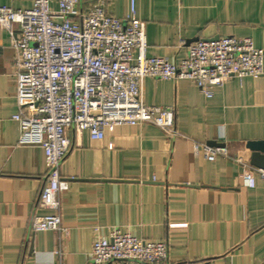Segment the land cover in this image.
<instances>
[{"label":"crops","instance_id":"1","mask_svg":"<svg viewBox=\"0 0 264 264\" xmlns=\"http://www.w3.org/2000/svg\"><path fill=\"white\" fill-rule=\"evenodd\" d=\"M96 1L81 0V7ZM0 3L29 8L33 0ZM105 3L109 14H131L132 0ZM135 6L146 23L149 56L180 63L192 42L224 35L251 37L264 49V0H135ZM14 56L11 36L0 27V264H93L95 238L113 228L166 241L167 264H264V179L250 168L246 146L264 139V72L231 78L210 96L188 79L147 76L145 103L173 107L177 133L143 122L93 139L72 128L61 166L69 183L61 194L64 229L34 231V217L50 212L39 206L48 167L41 146L19 143ZM219 144L229 153L209 159L204 146Z\"/></svg>","mask_w":264,"mask_h":264},{"label":"built area","instance_id":"2","mask_svg":"<svg viewBox=\"0 0 264 264\" xmlns=\"http://www.w3.org/2000/svg\"><path fill=\"white\" fill-rule=\"evenodd\" d=\"M0 27L9 32L15 51L18 110L12 118L19 127V143L41 146L48 167L39 206L50 212L34 217V231L64 229L61 194L69 183L61 166L71 148L72 128L77 133L88 130L93 139H103L120 124L143 122L177 133L173 107L145 103L147 76L188 79L210 96L231 78L264 72V49L248 36L198 39L180 63L149 56L146 23L137 17L135 0L125 19L109 14L105 0L86 9L81 0H33L31 7L18 9L0 3ZM204 149L211 160L229 153L224 144ZM250 168L264 179L263 168ZM243 181L250 183L248 174ZM168 254L166 241H148L113 228L108 236L95 238L91 262L167 264Z\"/></svg>","mask_w":264,"mask_h":264},{"label":"water","instance_id":"3","mask_svg":"<svg viewBox=\"0 0 264 264\" xmlns=\"http://www.w3.org/2000/svg\"><path fill=\"white\" fill-rule=\"evenodd\" d=\"M246 146L251 151V164L264 169V139L249 140Z\"/></svg>","mask_w":264,"mask_h":264}]
</instances>
